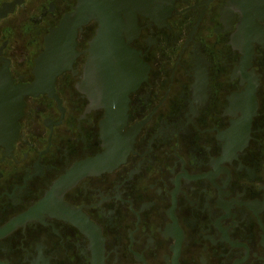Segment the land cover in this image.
<instances>
[{
    "label": "flooded vegetation",
    "instance_id": "flooded-vegetation-1",
    "mask_svg": "<svg viewBox=\"0 0 264 264\" xmlns=\"http://www.w3.org/2000/svg\"><path fill=\"white\" fill-rule=\"evenodd\" d=\"M16 1L0 0L5 94L34 84L77 4ZM162 4L121 36L140 82L117 146L81 91L94 21L54 96L0 112V264H264V0ZM25 34L36 57L17 63Z\"/></svg>",
    "mask_w": 264,
    "mask_h": 264
},
{
    "label": "water",
    "instance_id": "water-1",
    "mask_svg": "<svg viewBox=\"0 0 264 264\" xmlns=\"http://www.w3.org/2000/svg\"><path fill=\"white\" fill-rule=\"evenodd\" d=\"M17 3L20 0L14 4ZM162 5V0H77L73 12L66 14L45 38L44 52L34 61V84L21 88V93H0V112H12L17 118L22 113L23 95L33 92L54 96L56 77L71 70L78 55L75 51L78 31L94 21L99 28L90 44L81 91L90 98L93 106L107 110L101 126L102 139L107 145L117 146L126 122L128 94L140 82L130 75L140 62L121 36L130 32L137 15L154 13ZM18 39L23 51H27L15 54L17 63L32 62L36 53L28 45L29 35ZM110 107L117 113L113 114ZM120 112L121 116L115 117Z\"/></svg>",
    "mask_w": 264,
    "mask_h": 264
}]
</instances>
